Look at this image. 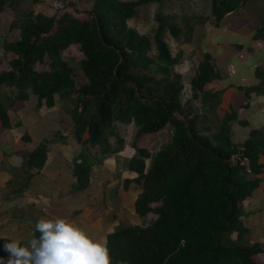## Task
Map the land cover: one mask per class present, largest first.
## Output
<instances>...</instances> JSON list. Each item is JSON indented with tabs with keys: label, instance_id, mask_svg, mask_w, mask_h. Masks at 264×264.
Instances as JSON below:
<instances>
[{
	"label": "trees",
	"instance_id": "16d2710c",
	"mask_svg": "<svg viewBox=\"0 0 264 264\" xmlns=\"http://www.w3.org/2000/svg\"><path fill=\"white\" fill-rule=\"evenodd\" d=\"M45 1L33 0L34 4ZM165 1L52 0L53 16L26 13L21 24L16 20L11 24L12 31L19 30V39H6L2 46L6 59L0 61V87L12 93L8 96L12 104L35 96L38 110L56 107L58 97L75 105L71 134L83 147L74 164L75 191L89 188L99 155L105 159L123 150L118 123L134 124L137 139L170 127V140L156 154L133 144L136 156L129 169L139 176L127 184L134 182L143 190L136 213L140 218L152 213L157 218L148 226H121L111 234V264H262L256 260L264 253L261 246L241 242L248 233L244 203L263 187L264 135L252 130L242 147L234 144L232 123L239 114L232 100L235 90L244 91L247 98L264 94V71L257 69L262 80L258 87L208 91L221 74L213 55L205 53L191 81L192 100L184 103L183 76L176 70L184 52L174 56L165 35L169 31L183 44L191 43L195 18L184 16L182 29L159 13L153 37L129 25L139 7ZM248 1L211 0L209 21L220 27ZM24 2L0 0V14L16 19ZM254 30V40L264 41V24ZM71 46H79L84 55V84H79L63 57ZM47 61L48 71L35 69ZM202 94L218 100L221 122L213 136L204 133L200 124L207 122V116L192 103ZM9 124L8 110L0 102V126ZM241 125L249 123L241 121ZM29 140L26 135L24 141ZM48 146L42 143L29 154L30 169L45 167ZM234 235L237 241H231Z\"/></svg>",
	"mask_w": 264,
	"mask_h": 264
},
{
	"label": "crops",
	"instance_id": "0c3cea01",
	"mask_svg": "<svg viewBox=\"0 0 264 264\" xmlns=\"http://www.w3.org/2000/svg\"><path fill=\"white\" fill-rule=\"evenodd\" d=\"M263 24L264 0H249L220 27L213 23L205 27L204 54L213 55L221 74V80L216 81L220 87L213 92L229 86L250 89L262 84L256 72L257 69L264 71V41L254 40L253 36L254 29ZM230 35L234 39L226 40ZM192 41L196 43L195 37ZM11 94L6 87H0V102L10 117L8 127L0 126V258L4 264L10 255L4 250V244L12 240L23 244L35 237V224L41 218H65L95 239L105 240L107 246L109 236L121 226H134L132 223L139 219L136 202L143 190L134 182L127 184L139 176L129 169L136 156L133 144L126 142L120 153L105 159L97 156L100 163L92 171L89 188L75 191L74 164L83 147L71 134L72 117L54 107V112L60 115L51 118L48 107L37 109L35 96L12 104L8 98ZM232 103L239 114V119L232 123L234 144L242 147L252 130H261L264 135V94L252 93L247 98L244 91L235 90ZM54 120L57 126H49ZM241 121H247L249 126H242ZM26 135L30 137L29 142L24 141ZM45 142L49 145L45 167L40 171L30 169L29 154ZM244 212L248 233L241 245L258 244L264 251V177L263 187L244 203ZM231 241H237L236 235ZM256 260L264 264V253L256 256Z\"/></svg>",
	"mask_w": 264,
	"mask_h": 264
},
{
	"label": "rangeland",
	"instance_id": "374dc122",
	"mask_svg": "<svg viewBox=\"0 0 264 264\" xmlns=\"http://www.w3.org/2000/svg\"><path fill=\"white\" fill-rule=\"evenodd\" d=\"M255 2V0H254ZM252 3V2H251ZM35 13H43L47 16H53L56 13L55 7L53 5L52 0H46L43 4H34L33 0H25L23 3V11L18 15L16 19H12L10 17L4 16L0 14V61L6 59L5 53L2 48V44L7 40H18L19 39V30L12 31L11 24L16 20V23H22L24 20V15L28 12ZM161 13L171 25H176L185 28L182 19L184 16L194 17V26L195 32L193 37L196 39V43L183 44L180 40H177L173 37V35L168 31L165 35V40L168 43L172 54L175 56L178 54L180 50L184 52L183 62L182 64L176 67V70L182 74L183 76V84L184 91L182 94L183 102H187L192 100V92H191V81L197 73V69L199 64L204 58V52L206 48L203 46V38L206 34V26L211 25L212 22L209 21V17L211 15V0H170L165 1L164 4H150L139 7L138 16L129 22V25L135 29H137L140 33L153 37L155 30L158 27L157 15ZM192 37V39H193ZM229 38H225L226 40L234 39L232 35ZM237 37V36H236ZM13 55H10L12 58ZM64 59L70 64V66L74 69L75 75L78 78L79 84H84L86 82L81 63L84 60V55L80 50L79 46H71L63 53ZM35 69L39 72H44L49 70V61L45 65H37ZM222 84H224L222 82ZM220 87L219 83L210 84L207 86L208 91L217 90ZM196 110L207 116V122L200 124L203 128L205 134L209 136H213L219 129L220 118L216 112V106L218 100L216 98L204 96V94L200 95V99L197 101H192ZM75 105L67 99H57L56 109L63 111V114L67 117L71 116ZM50 114L51 118L55 115L58 117L60 112L55 113L52 108ZM53 125V127L57 126V121L54 120L53 123H50L49 126ZM119 132L121 130V136L126 142H131L132 144L136 143L140 148H146L152 151L153 154H156L163 145L168 143L170 140V127L160 132L158 134H154L151 136H143L140 139L136 138L137 135V127L134 124L128 125L123 123H118ZM113 140V139H112ZM115 140H113V143ZM92 155H96V150L92 149ZM151 162V161H148ZM158 205H154L156 207ZM138 217V216H137ZM134 221L132 224L140 225V226H148L154 220H156L157 216L155 214H150L146 218H140ZM148 224V225H147ZM126 226V225H123Z\"/></svg>",
	"mask_w": 264,
	"mask_h": 264
},
{
	"label": "clouds",
	"instance_id": "9594fccd",
	"mask_svg": "<svg viewBox=\"0 0 264 264\" xmlns=\"http://www.w3.org/2000/svg\"><path fill=\"white\" fill-rule=\"evenodd\" d=\"M35 232L39 235L26 243L12 240L4 244L10 254L7 264H111L107 242L65 218H41ZM0 264H4L2 258Z\"/></svg>",
	"mask_w": 264,
	"mask_h": 264
}]
</instances>
